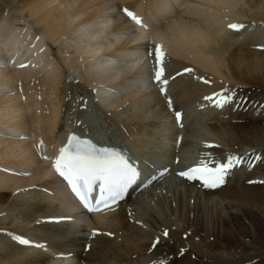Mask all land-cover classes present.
<instances>
[{"label":"bare ground","instance_id":"1","mask_svg":"<svg viewBox=\"0 0 264 264\" xmlns=\"http://www.w3.org/2000/svg\"><path fill=\"white\" fill-rule=\"evenodd\" d=\"M116 1L0 0V264H264V0ZM122 5L145 26L124 17ZM238 21L253 25L229 35ZM149 41L178 62L174 72L187 70L177 108L192 128L178 154L164 139L178 130L163 104L156 128L141 111L127 123L102 106L118 101L129 115L137 101L147 107L148 95L130 89L152 72ZM218 93L231 97L222 108L205 99ZM74 127L154 163L178 157L185 167L197 154L224 163L233 153L242 165L220 188L173 181L136 193L116 213L88 218L101 234L81 237L68 229L87 218L52 170ZM153 136L163 137L165 157ZM61 216L74 219L71 227Z\"/></svg>","mask_w":264,"mask_h":264},{"label":"snow or ice","instance_id":"2","mask_svg":"<svg viewBox=\"0 0 264 264\" xmlns=\"http://www.w3.org/2000/svg\"><path fill=\"white\" fill-rule=\"evenodd\" d=\"M125 11L127 12V10ZM127 15L137 24L142 23L131 12H127ZM228 27L238 31L243 25L230 24ZM153 54L157 64L154 78L161 84H167V80L162 79V47L157 45L155 53L149 52L150 56ZM161 92H164L163 88H161ZM216 95L217 99L215 100L212 97L205 99L213 102L217 108L224 107L231 100V97L224 96L222 93ZM169 106H171V100H169ZM176 119L179 123L181 120L180 112H176ZM234 159L236 158L230 157L227 163L218 165L215 170L211 169L206 162L201 161L197 166L189 168L179 175L189 180H202L205 187H218L224 182L227 170L234 166ZM53 167L60 176L68 181L73 192L89 211H100L115 204L138 177L136 169L114 150H97L90 141H82L75 136H70L68 144L60 149V154ZM97 182L99 183L97 184ZM97 187L99 188V195L96 197L95 207H93L90 197ZM164 235H167V231ZM20 242L22 244L29 243L27 240Z\"/></svg>","mask_w":264,"mask_h":264},{"label":"rangeland","instance_id":"3","mask_svg":"<svg viewBox=\"0 0 264 264\" xmlns=\"http://www.w3.org/2000/svg\"><path fill=\"white\" fill-rule=\"evenodd\" d=\"M112 1H115V2H117L116 0H112ZM250 8V5H249V3H246V6H244V11H247L248 9ZM118 10H119V7H118ZM116 10H114V12H112V15L114 16L115 14H116ZM112 16V18H114ZM238 23H239V25H243V27L242 28H240L238 31H236V32H238V33H235V31H231V30H227L228 31V33H229V35H231V36H236V35H240L241 33H243L245 30H247L248 29V26H250V28H251V26L253 25V23L252 22H247V23H245L244 21H238ZM238 23H237V25H238ZM249 24V25H248ZM245 28V30H243ZM241 30H243L242 32H240ZM113 36H102L101 38H99L98 39V42H99V40L102 42V41H106V42H111V40H108V39H114V38H112ZM129 36L128 35H125L123 38H122V40L121 41H124V40H127V38H128ZM103 39V40H102ZM49 44H51V43H49ZM49 46V45H48ZM50 47H52V48H56L57 47V45H52L51 44V46ZM263 48V46H261V49ZM148 51V46H146V48H145V50H144V52L145 53H148L147 52ZM65 54H66V52H65ZM61 55L60 54V51L59 50H55L54 51V53H53V55H54V57L55 58H59V59H64V58H66L68 55L66 54V55ZM66 56V57H65ZM62 57V58H61ZM148 57V56H147ZM169 57V56H168ZM62 59V60H63ZM152 60H153V63H155V61H154V58L152 57ZM169 61V62H168ZM150 64H148L149 66H151L150 67V69L152 70V68H153V63H151V61L149 62ZM167 65H169V66H167L169 69H171V72L173 71L174 72V64H176V63H178L175 59H172V58H170L169 57V60H167ZM64 64V63H63ZM67 66V65H66ZM149 68V67H148ZM154 68H155V66H154ZM65 69H66V71H67V73H69L68 75H69V77L70 78H74L75 80H77V81H79V82H83L84 80H83V78H82V76H81V74H80V76L76 73V72H73V69L72 70H68V67H65ZM150 72V74H151V71H149ZM174 73H176V72H174ZM71 74V75H70ZM76 74V75H75ZM150 74H148V78H146V82H143L144 84L143 85H141L140 87H138L137 85H134V89H130V92L132 93V94H137L138 96H142L143 95V98H142V100L144 99L145 100V97H146V99H148V100H145V104H146V106L147 107H145L144 106V104H143V106H142V104H139L140 103V101H137L136 102V104H137V107H136V109L134 110V112H131V114L129 115V111H125V109H127V108H124V107H122L123 106V104L124 103H119L118 101H115V102H108V103H103V108H104V110H115L116 112H119L120 114H121V116H124V117H122L123 118V120L125 119V121H127V123H129V122H131V119H130V117H133V113H136V112H138L139 114L141 113V112H143V115H147L148 116V119H146V121L148 122V123H151V124H153L154 125V127L155 126H159V119H157V118H155V116H156V114L154 113V111H155V109L157 108V106L158 105H156V103L157 104H159V105H162V107H163V109L164 110H167V107L165 106V101L163 100V98L158 94V91H156L155 90V88L153 87V86H155V85H153V83H151V82H149V80H150V78H149V76H150ZM72 76V77H71ZM187 76H186V74L185 75H182L181 77H179V78H177V80L176 81H173L172 82V85L170 86V95H172L174 98H175V102H176V104L178 103V101H179V98H180V96H179V93H178V95H177V92H178V90L179 89H181V82L186 78ZM77 78V79H76ZM126 78V77H125ZM179 80V81H178ZM128 81H131L130 83L128 82ZM126 83H128L129 84V86H133L132 85V83L134 82V81H132V80H126L125 81ZM137 84H138V82L137 81H135ZM179 82V84L177 85V86H175L177 83ZM140 83V82H139ZM142 83V82H141ZM110 83H108V84H106V83H103V84H100L99 85V87H102V86H105V85H108V86H110L109 85ZM107 87V86H106ZM152 87V88H151ZM141 88V89H140ZM144 88V89H143ZM174 88H176V89H174ZM134 90V91H133ZM121 91L124 93V95H125V90L123 91V88L121 89ZM142 92V93H141ZM144 93H145V95H144ZM141 94V95H140ZM123 94L122 95H120V96H118V97H116L117 99H120V97H122V96H124ZM129 95V94H128ZM156 95V96H155ZM169 95V96H170ZM115 96L116 95H114V99H116L115 98ZM145 96V97H144ZM157 96H159L160 97V99H159V97H157ZM148 97H151L150 99L148 98ZM158 98V100H157V98ZM168 97V96H167ZM150 100V101H149ZM114 101V100H113ZM147 101V102H146ZM168 102H169V99L167 100ZM151 102H153V103H155L154 105L151 103ZM118 103H119V105H118ZM151 103V104H150ZM140 105V106H139ZM150 105V106H149ZM151 105H153V106H151ZM156 105V106H155ZM178 105V104H177ZM151 107V108H150ZM85 108V107H84ZM139 108H143L142 110L141 109H139ZM144 108H145V110H144ZM148 110H147V109ZM157 109H159V108H157ZM136 111V112H135ZM139 111H141V112H139ZM168 111V110H167ZM166 111V112H167ZM129 112V113H128ZM147 112V113H146ZM151 112V113H150ZM198 111L197 110H195V113H197ZM138 113H136V114H138ZM169 113V112H168ZM138 114V115H139ZM154 114V115H153ZM150 115H152V116H150ZM151 118H150V117ZM128 119V120H127ZM156 123H158V124H156ZM186 125H187V130L189 131L192 127H191V124H187L186 123ZM154 127H151L152 129H154ZM156 128V127H155ZM189 128V129H188ZM187 130H185V131H183V132H181V131H178V134L180 133V134H185L186 133V131ZM177 134V135H178ZM186 135H187V133H186ZM186 135H184V140H185V142L187 141V139H188V137L189 136H187L186 137ZM170 135H165V137H164V139H165V142H167V141H170L171 143H172V141H174V140H176V137L177 136H175V138H173L172 140H169L170 139V137H169ZM189 139H190V137H189ZM150 142L152 143H150V145L151 146H153V147H156V148H158L157 150L159 151V155H161V156H166L165 155V150H164V146H163V144H161L162 142H163V137H161L160 138V136H153V138H150ZM184 140H183V142H184ZM154 142V143H153ZM158 142V143H157ZM185 142L183 143V144H185ZM173 144L175 145L176 144V142L174 141L173 142ZM160 146V147H159ZM174 148H175V146H174ZM177 149V148H176ZM178 150V149H177ZM164 154V155H162V154ZM260 158H262V157H260ZM16 173H18V174H20L21 172H16ZM28 173V172H27ZM24 176H25V174H24ZM54 198V197H53ZM55 205H57V204H55ZM55 207H57L56 209H59V206H55ZM114 213H116V212H114ZM114 214H110V215H108V217L110 216V218H111V216H113ZM71 221H72V219H70ZM90 220H88V218H87V221H85L86 223H87V225L88 224H90V222H89ZM73 223H74V219H73V221H72ZM86 223H84L85 224V227H81V228H76V229H74V228H69L68 229V231L69 232H71V234H76L77 236L79 235V236H81V237H85L87 234H88V231H86ZM89 226L90 225H88V228H89ZM68 227H71V224H69V226ZM91 227L95 230V228L97 229V227H93V225H91ZM76 230V231H75ZM83 230V231H82ZM97 231V230H96ZM173 257H171V259H172Z\"/></svg>","mask_w":264,"mask_h":264}]
</instances>
